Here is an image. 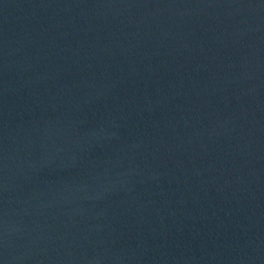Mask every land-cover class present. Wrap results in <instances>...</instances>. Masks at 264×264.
<instances>
[{"label": "water", "instance_id": "obj_1", "mask_svg": "<svg viewBox=\"0 0 264 264\" xmlns=\"http://www.w3.org/2000/svg\"><path fill=\"white\" fill-rule=\"evenodd\" d=\"M0 264H264V0H0Z\"/></svg>", "mask_w": 264, "mask_h": 264}]
</instances>
